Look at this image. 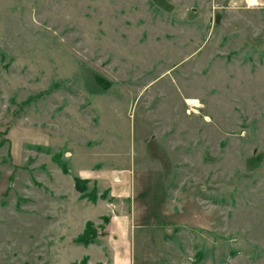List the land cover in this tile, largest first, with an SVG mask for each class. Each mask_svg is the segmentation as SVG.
<instances>
[{
	"label": "rangeland",
	"instance_id": "374dc122",
	"mask_svg": "<svg viewBox=\"0 0 264 264\" xmlns=\"http://www.w3.org/2000/svg\"><path fill=\"white\" fill-rule=\"evenodd\" d=\"M0 264H264V3L0 0Z\"/></svg>",
	"mask_w": 264,
	"mask_h": 264
},
{
	"label": "trees",
	"instance_id": "16d2710c",
	"mask_svg": "<svg viewBox=\"0 0 264 264\" xmlns=\"http://www.w3.org/2000/svg\"><path fill=\"white\" fill-rule=\"evenodd\" d=\"M61 169L64 173L68 172V168L65 163H61ZM87 181H88L87 179H83L78 176L73 177L74 187L76 188V190H78L83 197L85 195L95 200V196H94L95 190L92 189L91 191H87V187H86ZM92 225H93L92 221L87 220L85 222L83 230L74 238V242L83 245L93 243L96 237L98 236V234ZM86 260H87V256H84L80 262H85Z\"/></svg>",
	"mask_w": 264,
	"mask_h": 264
},
{
	"label": "crops",
	"instance_id": "0c3cea01",
	"mask_svg": "<svg viewBox=\"0 0 264 264\" xmlns=\"http://www.w3.org/2000/svg\"><path fill=\"white\" fill-rule=\"evenodd\" d=\"M262 3H264V0H260ZM80 169V168H79ZM78 177L83 178V179H88L87 176L84 174V169H81V171H79V173L77 174ZM125 185V184H124ZM117 186H121V184H116ZM96 240V239H95ZM83 245V244H82ZM88 246V245H87ZM88 259V258H87Z\"/></svg>",
	"mask_w": 264,
	"mask_h": 264
},
{
	"label": "bare ground",
	"instance_id": "6f19581e",
	"mask_svg": "<svg viewBox=\"0 0 264 264\" xmlns=\"http://www.w3.org/2000/svg\"><path fill=\"white\" fill-rule=\"evenodd\" d=\"M189 103H194V101L191 100V101H189Z\"/></svg>",
	"mask_w": 264,
	"mask_h": 264
}]
</instances>
